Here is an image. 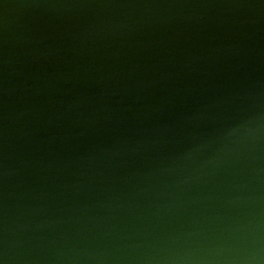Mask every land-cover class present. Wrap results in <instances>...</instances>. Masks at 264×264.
<instances>
[{"label": "water", "instance_id": "95a60500", "mask_svg": "<svg viewBox=\"0 0 264 264\" xmlns=\"http://www.w3.org/2000/svg\"><path fill=\"white\" fill-rule=\"evenodd\" d=\"M0 264H264V0H0Z\"/></svg>", "mask_w": 264, "mask_h": 264}]
</instances>
